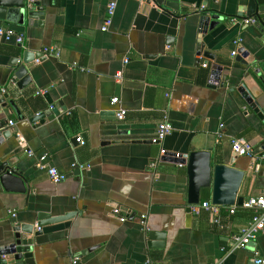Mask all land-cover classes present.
<instances>
[{"label": "crops", "instance_id": "obj_1", "mask_svg": "<svg viewBox=\"0 0 264 264\" xmlns=\"http://www.w3.org/2000/svg\"><path fill=\"white\" fill-rule=\"evenodd\" d=\"M110 3L115 4L112 21L102 31ZM178 4L172 10L147 0H37L40 24L0 20V29L23 38L19 47L0 35V91L5 89L20 110V117L10 109L0 114L3 129L11 133L0 156L12 161L27 187L24 194L0 191V246L13 242L14 220L37 231L40 215L73 214L41 227L33 238L34 264H73L75 257L77 264L264 261V232L253 246L232 248L233 236L256 211L233 206L231 214V207H220L219 223H214L201 207L211 203V189H203L199 203L190 206L186 168L160 153L207 151L244 172L239 197L264 198V26L255 19L264 0ZM212 14L222 20L201 34L202 17ZM248 18L255 24L243 25ZM49 47L59 56H43ZM240 48L251 61H236L238 54L231 53ZM25 51L38 59L26 66L30 82L19 89L15 74ZM213 65L222 71L211 82ZM38 90L46 94L36 96ZM113 98L118 103L112 104ZM119 110L126 112L122 121L115 117ZM38 114L44 118L31 122ZM164 120L172 132L161 143H150ZM9 121L14 125L7 126ZM231 137L248 142L254 158L236 156ZM42 154L48 166L67 176L64 182L54 184L38 169L36 158ZM73 163L86 169L72 171ZM150 233L162 237L150 240Z\"/></svg>", "mask_w": 264, "mask_h": 264}, {"label": "water", "instance_id": "obj_2", "mask_svg": "<svg viewBox=\"0 0 264 264\" xmlns=\"http://www.w3.org/2000/svg\"><path fill=\"white\" fill-rule=\"evenodd\" d=\"M153 1L159 7H167L172 10H178V0H147ZM42 12L40 7H37V0H0V20L5 21L13 25H36L40 24L39 13ZM259 13L263 16L260 17ZM257 22L264 26V5L259 7L255 13ZM222 17L217 15H210V18L203 16L201 20V34H204L207 29L213 30L218 26ZM21 47L22 45H18ZM200 52V51H199ZM236 61L245 62L251 61L248 58V54L243 48H240L237 52ZM204 56L213 59V55L204 54ZM38 59V55H34L32 52H23V65L19 66L15 76L19 80L17 87L22 89L30 82L28 75L27 65L32 64ZM18 62V59H14ZM221 67L213 65L210 72L211 82L221 76ZM224 78H222V81ZM238 91L244 97L245 102L255 112V105L252 103L247 93L239 88ZM3 109H10L17 116L20 117V110L18 109L14 100L9 99L8 93H0V114ZM44 118V114H38L31 122H37ZM11 133L9 130H4L2 123H0V147L4 142L10 139ZM77 137L73 139V142L78 143ZM139 142V141H138ZM150 142V141H149ZM151 143V142H150ZM164 156H170L175 159L176 163L182 164L186 168V174L188 177V204L190 206L197 205L199 203V196L203 189H211V204L220 207H233L241 206L244 199L238 196L239 189L241 187L244 172L232 167L231 165L221 164L219 159L213 156L207 151L191 152L189 155H179L168 153ZM176 157H178L176 159ZM0 191L16 192L24 194L27 191L26 183L14 169L13 163L10 160H4L3 156H0ZM73 214H67L63 217L51 218L48 215H40L39 221L36 227L40 228L45 224H51L61 222L72 218ZM15 232L14 240L12 243L0 246V264H34L32 254L33 238L40 234V231H34L33 225H26L16 223L14 220ZM160 235L150 233V240L159 239ZM253 246V244H250ZM247 264H255L247 263Z\"/></svg>", "mask_w": 264, "mask_h": 264}, {"label": "built area", "instance_id": "obj_3", "mask_svg": "<svg viewBox=\"0 0 264 264\" xmlns=\"http://www.w3.org/2000/svg\"><path fill=\"white\" fill-rule=\"evenodd\" d=\"M114 9H115V4L114 3H110L107 7V11H106V17L103 23V26L101 27L102 31H106L108 26L111 24L112 21V17H113V13H114ZM232 22H238V20L236 18H232L231 20ZM243 23V25H252L255 24L256 20L253 18H248V19H243L241 21ZM0 35H2L4 37V39L6 41H11L13 40L16 44L18 45H22L23 44V38L21 35L16 34L13 30L11 29H0ZM239 44V41H234L233 45L235 47H237ZM42 54L43 56H55L58 57L59 56V51L58 49H56L55 47H49V48H44L42 50ZM237 51L233 50L231 55L234 57L236 56ZM124 63H127V59H124ZM202 67L206 68L207 65L205 63L202 64ZM121 75H115V78L118 79L120 78ZM10 86L15 87L16 86V80L12 79L10 81ZM2 94L5 93V89H1L0 91ZM46 91L45 90H38L35 92L36 96H42L45 95ZM112 104H116L118 103V98H113L111 100ZM126 112L124 110H119L116 112L115 117L117 121H122L124 120ZM1 123V122H0ZM14 125L13 121H9L7 123V126L11 127ZM222 127V126H221ZM172 132V126L171 124L164 120L161 123H159L157 125L156 128V132L155 135L152 139H150V142L152 144H159L161 143L170 133ZM77 141L79 142L80 139H77ZM229 144H230V148L232 150V152L238 156V157H248V158H254V152L252 149V146L246 142L244 139L241 138H236V137H231L229 139ZM161 156H164L165 151L161 150L160 151ZM28 156H32L34 155V153L32 151H28L27 152ZM178 157H176L177 159ZM47 156L45 154L42 155H38L36 158V166L38 167V169H42L46 172L49 180L54 183V184H58L61 182H64L67 179V176L65 174H60L57 172V170L54 167H50L47 165ZM157 163H152L151 167H155ZM177 166L179 168H182L183 165L178 163ZM71 170L72 171H83L86 169V166L83 164H77V163H73L71 164ZM255 169H258V166L255 167ZM201 207L207 211H209L212 216H213V222L218 224L219 220H218V214L220 211V206H215L212 205L211 203L205 202L202 203ZM242 208L244 209H254L255 215L253 216L252 220L250 221V223L243 229H241V231L233 236V241H232V248H237V249H247L249 248V245L254 242L256 235L260 232H264V198L262 197H250L248 198L246 201H243ZM234 207L230 208V213L233 214L234 213ZM112 213L117 216L119 211L118 209H114L112 211ZM8 214L12 217L15 218L16 214L13 211H8ZM145 219L146 216L145 215H141L140 216V221L142 224L145 223ZM125 218H120L119 221L120 222H125ZM37 231L40 230V228L36 227ZM79 261L78 257H75L73 260V264H77ZM253 262L255 264H264V261L262 259L259 258H254Z\"/></svg>", "mask_w": 264, "mask_h": 264}]
</instances>
